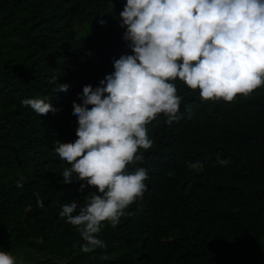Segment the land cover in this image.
Returning a JSON list of instances; mask_svg holds the SVG:
<instances>
[{"label":"trees","instance_id":"obj_1","mask_svg":"<svg viewBox=\"0 0 264 264\" xmlns=\"http://www.w3.org/2000/svg\"><path fill=\"white\" fill-rule=\"evenodd\" d=\"M123 3L0 0V250L25 264H264V85L225 102L174 80L179 119L161 113L146 125L151 147L126 165L146 168V191L115 227L105 224V246L81 251L59 216L61 204L94 191L63 184L68 165L53 147L75 139L81 89L130 54L116 19ZM35 97L56 111L20 103Z\"/></svg>","mask_w":264,"mask_h":264},{"label":"clouds","instance_id":"obj_2","mask_svg":"<svg viewBox=\"0 0 264 264\" xmlns=\"http://www.w3.org/2000/svg\"><path fill=\"white\" fill-rule=\"evenodd\" d=\"M116 19L130 54L113 58L111 73L81 89L79 105H71L75 139L53 147L68 165L63 184L82 181L78 193L94 188L83 203L77 196L58 213L76 228L84 252L103 248L98 234L105 224L115 227L146 191V168L126 165L143 161L139 150L152 144L146 125L157 114L168 124L179 119L174 80L198 89L203 100L225 102L264 85V0H124ZM57 85L53 90H67ZM20 103L37 115L56 111L48 97ZM0 264L16 260L0 250Z\"/></svg>","mask_w":264,"mask_h":264},{"label":"rangeland","instance_id":"obj_3","mask_svg":"<svg viewBox=\"0 0 264 264\" xmlns=\"http://www.w3.org/2000/svg\"><path fill=\"white\" fill-rule=\"evenodd\" d=\"M79 32H80V31H78V36H79ZM193 167H195V166H193ZM16 264H25V261H23L22 258H20V259H16Z\"/></svg>","mask_w":264,"mask_h":264}]
</instances>
